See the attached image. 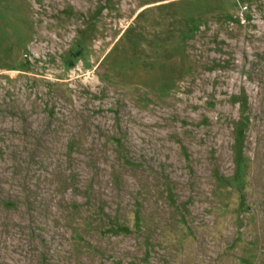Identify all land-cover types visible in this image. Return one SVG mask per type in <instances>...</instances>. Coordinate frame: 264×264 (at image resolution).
Segmentation results:
<instances>
[{
	"label": "rangeland",
	"instance_id": "374dc122",
	"mask_svg": "<svg viewBox=\"0 0 264 264\" xmlns=\"http://www.w3.org/2000/svg\"><path fill=\"white\" fill-rule=\"evenodd\" d=\"M0 264H264V0H0Z\"/></svg>",
	"mask_w": 264,
	"mask_h": 264
}]
</instances>
